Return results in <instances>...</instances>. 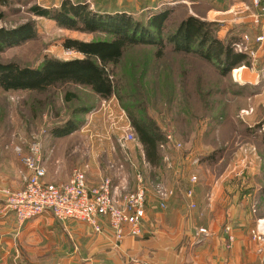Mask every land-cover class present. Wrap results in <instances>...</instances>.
<instances>
[{
    "label": "rangeland",
    "instance_id": "1",
    "mask_svg": "<svg viewBox=\"0 0 264 264\" xmlns=\"http://www.w3.org/2000/svg\"><path fill=\"white\" fill-rule=\"evenodd\" d=\"M64 1L9 0L8 5L0 4V29L29 25L36 35L33 40L0 52V64L39 69L47 59L82 58L65 48L66 40L92 43L113 39L108 31L71 30L32 12L35 6L59 10ZM69 1L87 6L91 16L103 20L131 18L148 30L139 32L136 38L153 42L159 41L151 27L153 20L167 12L168 16L160 34L165 45L163 56L157 55L159 49L153 45L129 48L115 70L119 88L110 99L104 100L91 89L73 84L44 94L5 92L0 88V174L15 172L13 186L26 184L28 171L23 160L30 155L35 141L41 144L42 151L47 142L53 160L59 158L62 162L61 172L83 168L87 177L93 174V183L88 179L91 186H97L103 178H115L120 199L136 193L138 175L143 176L146 197L140 235L129 234L125 226L123 239L117 241L107 222L103 232L97 233L92 228L82 230L75 221L46 216L45 223L53 228L50 244L56 245L54 251L46 252L47 260H56L57 264H93L87 257L100 249L85 248L84 243L93 239L103 240L102 264H180L174 255L185 259L195 253V248L205 251L213 234L204 226L166 231L160 228L161 223L180 218L186 223L199 208L203 212L214 208L244 209L251 221L249 225L235 229L229 222L219 232L225 237V249H232L237 234H245L264 259V58L257 49L264 44L258 41L264 34H255L254 39L252 35L264 20L262 8L254 4L257 13L251 5L240 6L239 0ZM233 1L236 6L229 5ZM189 17L205 22L211 37L226 44L233 42L234 52L247 57L245 65L225 73L226 64L219 68L197 54L176 53L166 40ZM194 50L198 52L200 47L195 46ZM67 94L71 95L68 99ZM133 118L155 122L164 135L173 137L161 146L160 161L155 166L145 159L143 146L131 125ZM67 126L72 131L45 141L53 135L52 130L62 131ZM131 135L134 138L129 140ZM70 182L71 178L66 184ZM15 191L18 190H3L6 204L8 193ZM43 234L39 237L36 232L26 237L25 250L38 244L35 236L41 245L43 240L46 242L49 233L44 230ZM164 235H172L179 243H172L171 251L158 256L157 262L155 258L164 245L159 240ZM110 239L113 246L108 247ZM126 239L137 244L135 249L123 247ZM45 250L48 251L41 248L40 254Z\"/></svg>",
    "mask_w": 264,
    "mask_h": 264
},
{
    "label": "trees",
    "instance_id": "2",
    "mask_svg": "<svg viewBox=\"0 0 264 264\" xmlns=\"http://www.w3.org/2000/svg\"><path fill=\"white\" fill-rule=\"evenodd\" d=\"M9 0H0L1 5H8ZM35 16L56 20L62 27L79 30L87 33L108 31L113 37L111 41H98L92 43L77 40H66L65 48L74 50L82 58L70 61L47 59L39 69L22 68L17 64H0V88L5 92L28 91L35 93H48L53 88L64 85H78L91 89L97 96L107 100L117 95L119 83L115 70L124 60L129 48L140 45H153L159 50L157 55L163 56L165 45L160 37L164 30V22L168 12L155 18L151 24L159 41L138 39V33H148L131 18L120 17L119 20L96 18L91 16L87 6L75 5L65 0L59 10L49 11L38 6L32 8ZM2 16L0 15V21ZM137 24V25H136ZM208 25L194 17L183 21L180 28L169 36L167 43L173 45L176 53L197 54L203 60L221 67L226 64L225 73L245 65L247 57L233 50V42L227 44L210 36ZM148 35V34H145ZM145 35H140L145 36ZM35 32L31 26L14 30L0 29V52L7 48L22 45L35 39ZM195 46L200 50L196 52ZM71 95L67 94L66 98ZM131 125L137 135L139 143L143 146L146 161L155 166L160 161L161 146L167 135L155 122L131 120ZM73 128L67 126L62 131L52 130L53 135L68 133ZM64 133V134H65ZM209 159V158H206Z\"/></svg>",
    "mask_w": 264,
    "mask_h": 264
},
{
    "label": "crops",
    "instance_id": "3",
    "mask_svg": "<svg viewBox=\"0 0 264 264\" xmlns=\"http://www.w3.org/2000/svg\"><path fill=\"white\" fill-rule=\"evenodd\" d=\"M237 2V0H235ZM235 2L229 3L230 6H236ZM260 6L262 8V13H264V0H259V3L256 4L253 0H239L240 6L250 7L249 5L254 8L255 6ZM255 9V8H254ZM255 12L259 13L257 9ZM254 26V25H253ZM255 27L251 28L254 29ZM259 28V29H258ZM257 33L254 31L253 39L255 34H264V20H262V24L258 27ZM256 44V43H255ZM258 53L260 56L264 58V44L259 47L258 45ZM53 134V133H52ZM50 135L48 139L46 138L45 141L51 140ZM44 160H45V167L47 170L46 181L49 183H54L57 185L66 184L69 182L70 178L72 177L71 169L67 170V172H61L62 166H60L61 160L58 158L57 160H53L54 157L50 154V147L48 144L44 142ZM93 170V169H92ZM63 171V170H62ZM95 171V170H93ZM92 171V172H93ZM17 174L15 172H11L9 174L2 172L0 174V262H8V263H36V264H45V263H53L57 264L55 261L47 260V256L45 255L46 252L54 251L56 245L50 244V239L52 234V227L50 224L45 223L47 219L46 216H53L51 213H45L44 215L35 218L27 223H25L22 227H20L15 220V216L13 213L8 211L6 199L3 195L4 189H12V190H19L24 187L13 186V180L17 178ZM93 174L90 173L88 179L93 183ZM119 180V179H118ZM95 183V182H94ZM113 184L115 186L119 185L118 182H115V178L113 180ZM46 220V221H45ZM232 222L234 228L242 227L245 225L250 224V219L247 218V212L241 208H224L218 209L214 208L209 210L208 212L202 211V208L194 212L188 222H181V218L175 222H168L164 221L161 223V227L163 230L166 231H185L186 229L190 228H198L201 226L207 227L208 230L213 234L212 238L209 241V246L206 248L205 251L202 250V247L195 248L196 250H192L195 253L193 255L186 256L185 259L181 258L183 255H174L176 256L175 260L180 261V264H264V259H261L256 252V247H254L251 242L248 241V238L245 237V234H237V239L230 251L225 249L226 240L223 237L222 233L219 234L220 231L223 230L224 226ZM79 223V224H77ZM77 226L84 231L90 230L89 227L85 223L76 222ZM83 224V225H82ZM47 230L49 236L46 238V242L43 240L42 245L39 243L37 236H35V242L37 245L32 244L27 248L28 252L25 250V238L30 235H35L36 232L38 236L44 235L43 231ZM40 232V234H39ZM170 236V237H169ZM164 235L160 237V240L164 245L160 248V253L157 254L155 261L158 260V256L160 255H167L169 251L172 249V243L178 244L179 240L173 239L172 235ZM86 239V238H85ZM129 239V238H128ZM127 240V239H126ZM34 241V240H33ZM108 247L113 246L112 240H108ZM85 248H97L99 247V253L94 254L91 257H87L93 264L94 263H103V254L101 249L103 248V240L95 241L93 239H88L84 241ZM112 243V244H111ZM62 248L64 246L59 243ZM151 246H156L155 242H150ZM137 246L135 242L132 240L124 241V248H134ZM51 247V248H50ZM42 249H47L41 255L40 251ZM62 250L61 248H59ZM74 252L72 255H74ZM154 258V256H153ZM178 259V260H177Z\"/></svg>",
    "mask_w": 264,
    "mask_h": 264
},
{
    "label": "built area",
    "instance_id": "4",
    "mask_svg": "<svg viewBox=\"0 0 264 264\" xmlns=\"http://www.w3.org/2000/svg\"><path fill=\"white\" fill-rule=\"evenodd\" d=\"M255 3L258 4L259 0ZM258 41L264 42V36ZM133 138L131 135L128 139ZM172 140V135H167L166 142ZM30 149V155L23 160L28 171L26 184L21 190L8 193L7 197L8 211L14 214L20 227L49 212L60 221L85 223L97 233L103 232L107 222L117 241L123 239L125 226L129 234L140 235L146 197L141 174L138 175L136 193L121 199L112 179L103 178L100 184L91 186L83 168L73 170L69 184H49L41 144L35 141Z\"/></svg>",
    "mask_w": 264,
    "mask_h": 264
}]
</instances>
